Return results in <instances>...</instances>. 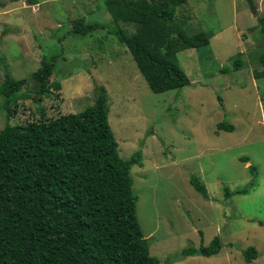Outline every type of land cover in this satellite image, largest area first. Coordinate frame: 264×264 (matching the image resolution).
<instances>
[{"label":"rangeland","instance_id":"1","mask_svg":"<svg viewBox=\"0 0 264 264\" xmlns=\"http://www.w3.org/2000/svg\"><path fill=\"white\" fill-rule=\"evenodd\" d=\"M35 1H0V84L6 75L24 80L27 96L9 120L0 97V130L7 122L37 120L38 109L47 118L78 113L102 87L120 158L141 151L142 166L131 168L130 179L150 255L160 264H247L242 252L253 247L257 257L249 264H264V79H254L250 65L264 48L258 23L264 0H186L179 6L175 18L187 21L185 34L203 32L209 44L177 53L190 84L159 94L109 34L115 25L98 0ZM78 20L106 29L75 36ZM240 53L244 66L221 73ZM52 55L49 82L60 88L40 97L31 75ZM222 123L233 131L218 130ZM192 176L206 198L189 184ZM216 236L217 255L181 256Z\"/></svg>","mask_w":264,"mask_h":264},{"label":"trees","instance_id":"2","mask_svg":"<svg viewBox=\"0 0 264 264\" xmlns=\"http://www.w3.org/2000/svg\"><path fill=\"white\" fill-rule=\"evenodd\" d=\"M99 2L115 25L109 34L128 50L152 93L190 84L176 55L208 45L209 38L203 32L189 37L183 30L187 21L177 22L176 9L186 0ZM258 23L264 39V17ZM121 25L132 27V32ZM105 29L103 24L78 20L72 34L86 36ZM54 63L52 55L31 75L37 96L48 97L52 89L59 90L58 83L49 82ZM250 65L252 77L264 79V48ZM243 66L240 53L231 67L224 66L220 72L238 71ZM24 84L8 75L0 84L6 120L27 97L22 93ZM37 111V120L25 125L7 122L0 130V264H160L149 253V242L135 213L130 170L142 166L141 151L127 160L120 158L108 124L103 88H97L93 104L78 113L47 118ZM218 130L232 132L233 126L222 123ZM189 184L207 197L196 177ZM220 249L216 236L208 246L184 248L181 256L210 258ZM242 256L249 264L257 251L249 247Z\"/></svg>","mask_w":264,"mask_h":264},{"label":"water","instance_id":"3","mask_svg":"<svg viewBox=\"0 0 264 264\" xmlns=\"http://www.w3.org/2000/svg\"><path fill=\"white\" fill-rule=\"evenodd\" d=\"M250 9H251V13H252L253 15H255V13H256V9H255L252 5H250Z\"/></svg>","mask_w":264,"mask_h":264}]
</instances>
